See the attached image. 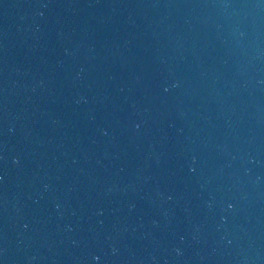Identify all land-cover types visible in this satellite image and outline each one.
<instances>
[{
  "label": "water",
  "instance_id": "1",
  "mask_svg": "<svg viewBox=\"0 0 264 264\" xmlns=\"http://www.w3.org/2000/svg\"><path fill=\"white\" fill-rule=\"evenodd\" d=\"M0 264H264V0H0Z\"/></svg>",
  "mask_w": 264,
  "mask_h": 264
}]
</instances>
